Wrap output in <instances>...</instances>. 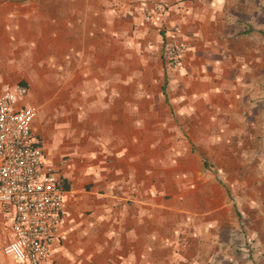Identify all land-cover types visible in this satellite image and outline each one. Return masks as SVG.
I'll list each match as a JSON object with an SVG mask.
<instances>
[{"label":"crops","instance_id":"0c3cea01","mask_svg":"<svg viewBox=\"0 0 264 264\" xmlns=\"http://www.w3.org/2000/svg\"><path fill=\"white\" fill-rule=\"evenodd\" d=\"M159 1L147 21L143 0H0V86L29 87L21 103L38 109L33 130L64 190L44 264H238L246 249L225 240L240 228L238 191L193 149V129H207L192 123L209 97L245 96L211 75L248 19L233 0ZM177 42L189 49L171 68L163 49ZM249 201L264 232V196ZM12 238L0 206V264H22L3 251Z\"/></svg>","mask_w":264,"mask_h":264},{"label":"rangeland","instance_id":"374dc122","mask_svg":"<svg viewBox=\"0 0 264 264\" xmlns=\"http://www.w3.org/2000/svg\"><path fill=\"white\" fill-rule=\"evenodd\" d=\"M233 2L241 7L239 16L248 19L245 26L248 32L233 42L231 57L225 58V64L217 62L219 68L211 76L217 91L223 87L245 88V96L232 101L221 95L209 97L208 103L198 111L205 120L192 123L197 127L206 125L207 134L204 135V129H193L196 136L192 138V145L204 156L207 166H213L211 171L221 175V181L232 189L237 188L239 207L242 208L239 210L240 228L238 233L234 231L233 236H226L225 240L237 241L246 247L240 249L238 264H264V258L261 256L262 260H259L260 256L254 254L263 251L251 248L264 242V232L257 224L258 220L249 214L251 194L264 196V171L261 170L264 158V0ZM221 115H228L229 120L215 122ZM223 125L231 130L229 137H221ZM236 128L240 129L238 134L233 131ZM215 163H233L237 167L217 170Z\"/></svg>","mask_w":264,"mask_h":264},{"label":"built area","instance_id":"2783aa9c","mask_svg":"<svg viewBox=\"0 0 264 264\" xmlns=\"http://www.w3.org/2000/svg\"><path fill=\"white\" fill-rule=\"evenodd\" d=\"M143 1V17L152 21L163 7L159 0ZM188 49L182 42L165 44L167 65L179 68ZM28 94L22 83L0 86V206L13 232L3 251L22 264H44L63 221L64 190L33 130L38 109L21 103Z\"/></svg>","mask_w":264,"mask_h":264}]
</instances>
